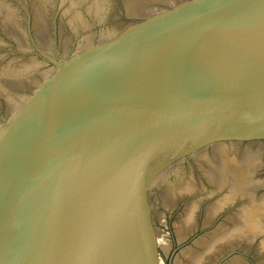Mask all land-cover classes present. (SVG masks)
Instances as JSON below:
<instances>
[{
  "label": "water",
  "instance_id": "water-1",
  "mask_svg": "<svg viewBox=\"0 0 264 264\" xmlns=\"http://www.w3.org/2000/svg\"><path fill=\"white\" fill-rule=\"evenodd\" d=\"M210 149L194 264H264V0H213Z\"/></svg>",
  "mask_w": 264,
  "mask_h": 264
}]
</instances>
